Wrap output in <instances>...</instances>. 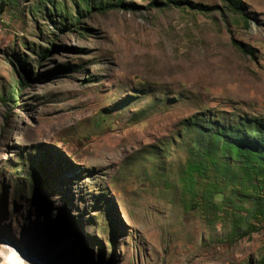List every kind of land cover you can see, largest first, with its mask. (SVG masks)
I'll return each mask as SVG.
<instances>
[{"label": "rangeland", "instance_id": "374dc122", "mask_svg": "<svg viewBox=\"0 0 264 264\" xmlns=\"http://www.w3.org/2000/svg\"><path fill=\"white\" fill-rule=\"evenodd\" d=\"M122 1H0V264H264L262 195L189 190L173 143L200 113L264 118V0Z\"/></svg>", "mask_w": 264, "mask_h": 264}, {"label": "trees", "instance_id": "16d2710c", "mask_svg": "<svg viewBox=\"0 0 264 264\" xmlns=\"http://www.w3.org/2000/svg\"><path fill=\"white\" fill-rule=\"evenodd\" d=\"M5 3L6 0H0ZM99 11L110 8L135 10L142 7L132 3L116 0L110 4L109 0L96 2ZM229 8L241 13L243 10L239 0H223ZM84 4L89 0H82ZM177 5L174 0H149V7H167ZM89 7V6H87ZM192 8L206 10L201 4H194ZM247 22V19H244ZM233 44L245 54H252L254 50L242 42L233 39ZM182 132L174 139L173 143L182 144L188 148L185 154L187 160L183 163V179L188 189H193L194 173L200 177L206 171H212L213 179L206 184L205 194L221 191V185L240 186L241 192L253 194L259 192L262 196L251 208L246 209L248 216L255 214L264 215V118L260 116L226 114L223 120H214L200 113L194 117L184 119ZM193 131V132H191ZM188 135H191L189 138ZM177 139V140H176ZM224 159V160H222ZM238 159L237 165L231 162ZM208 177V176H207ZM219 184L220 187H219ZM219 187V188H218ZM263 197V200H262ZM260 198V199H259Z\"/></svg>", "mask_w": 264, "mask_h": 264}, {"label": "water", "instance_id": "95a60500", "mask_svg": "<svg viewBox=\"0 0 264 264\" xmlns=\"http://www.w3.org/2000/svg\"><path fill=\"white\" fill-rule=\"evenodd\" d=\"M26 256L30 257V259L35 263V264H51L50 262H48L47 260H45L44 258H39L33 255H30L27 253V251L20 249Z\"/></svg>", "mask_w": 264, "mask_h": 264}, {"label": "bare ground", "instance_id": "6f19581e", "mask_svg": "<svg viewBox=\"0 0 264 264\" xmlns=\"http://www.w3.org/2000/svg\"><path fill=\"white\" fill-rule=\"evenodd\" d=\"M16 252V251H15ZM11 253V252H10ZM12 254V253H11ZM17 254V253H16ZM10 256V260H8V259H6V260H8V262L10 263V264H32V263H30V262H27V261H25V260H23L21 257H17V256H14V254H12V255H9ZM12 260V261H11Z\"/></svg>", "mask_w": 264, "mask_h": 264}]
</instances>
